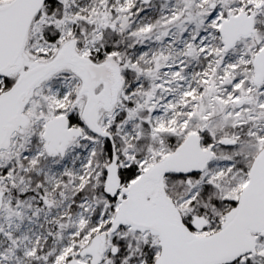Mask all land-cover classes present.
<instances>
[{"label":"snow or ice","instance_id":"snow-or-ice-1","mask_svg":"<svg viewBox=\"0 0 264 264\" xmlns=\"http://www.w3.org/2000/svg\"><path fill=\"white\" fill-rule=\"evenodd\" d=\"M0 264H264V0H0Z\"/></svg>","mask_w":264,"mask_h":264}]
</instances>
